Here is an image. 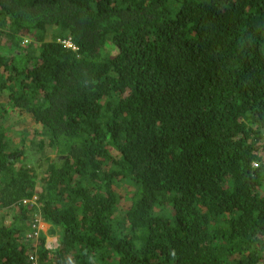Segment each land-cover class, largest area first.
Here are the masks:
<instances>
[{
    "label": "trees",
    "instance_id": "1",
    "mask_svg": "<svg viewBox=\"0 0 264 264\" xmlns=\"http://www.w3.org/2000/svg\"><path fill=\"white\" fill-rule=\"evenodd\" d=\"M32 254L264 264V0H0V264Z\"/></svg>",
    "mask_w": 264,
    "mask_h": 264
},
{
    "label": "built area",
    "instance_id": "2",
    "mask_svg": "<svg viewBox=\"0 0 264 264\" xmlns=\"http://www.w3.org/2000/svg\"><path fill=\"white\" fill-rule=\"evenodd\" d=\"M28 43H29L28 40H25V41H24V45H27ZM67 46H69V47H73V45H72L70 42L67 43ZM73 49H75V48H73ZM36 200H37V197H34V199L31 200V201H28V200L23 201V204H24V205H28V204H30V202H31L32 204H36V203H35ZM43 223H44V222H43L42 218H41L40 216H38L37 219H36V221L32 224V229L34 230L35 233H32V234H30V235L28 236V239H29L30 241H32V243L35 242V244H36V242H37L38 239L40 238V236H41V234H42ZM35 244H34V245H35ZM35 246H36V245H35ZM30 258H31V261H32L33 264H41V263H39V261H38V256H37L36 254H32Z\"/></svg>",
    "mask_w": 264,
    "mask_h": 264
},
{
    "label": "crops",
    "instance_id": "3",
    "mask_svg": "<svg viewBox=\"0 0 264 264\" xmlns=\"http://www.w3.org/2000/svg\"><path fill=\"white\" fill-rule=\"evenodd\" d=\"M10 122H8L7 124L6 123H2V125L6 128V129H9L10 127ZM16 129H20L18 128L17 126H15ZM42 233L44 235L47 236L46 238V246L48 249L50 248H57L59 247V233L58 232H55L50 225H47L45 223H43V227H42Z\"/></svg>",
    "mask_w": 264,
    "mask_h": 264
},
{
    "label": "rangeland",
    "instance_id": "4",
    "mask_svg": "<svg viewBox=\"0 0 264 264\" xmlns=\"http://www.w3.org/2000/svg\"><path fill=\"white\" fill-rule=\"evenodd\" d=\"M10 122H11V120H10ZM26 122H27V120H26ZM30 123V122H29ZM24 126H27L25 123H22V125H21V127H24ZM37 127H36V125H34V123H30V124H28V127L27 128H25V129H23V128H21L22 130H24L26 133H30L31 131H34L33 129H36ZM17 130V129H16ZM13 137L17 140V135H16V133L13 135ZM33 138V136H30V140ZM38 142V141H37ZM37 148V147H36ZM34 150V149H33ZM32 151V150H31ZM34 159H35V161H38L37 159H38V155H34ZM44 169H45V166H40L38 163L36 164V166H35V170H38V174L40 175H42L43 174V171H44ZM39 180H40V178H38Z\"/></svg>",
    "mask_w": 264,
    "mask_h": 264
},
{
    "label": "clouds",
    "instance_id": "5",
    "mask_svg": "<svg viewBox=\"0 0 264 264\" xmlns=\"http://www.w3.org/2000/svg\"><path fill=\"white\" fill-rule=\"evenodd\" d=\"M26 40H28V39H26ZM28 45V44H27ZM27 45H25V46H27Z\"/></svg>",
    "mask_w": 264,
    "mask_h": 264
}]
</instances>
